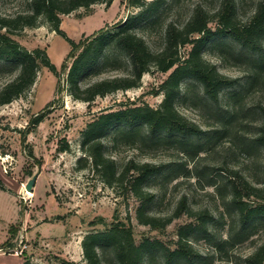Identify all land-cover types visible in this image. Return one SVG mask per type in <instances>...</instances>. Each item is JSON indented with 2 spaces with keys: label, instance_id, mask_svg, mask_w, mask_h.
Here are the masks:
<instances>
[{
  "label": "rangeland",
  "instance_id": "rangeland-1",
  "mask_svg": "<svg viewBox=\"0 0 264 264\" xmlns=\"http://www.w3.org/2000/svg\"><path fill=\"white\" fill-rule=\"evenodd\" d=\"M151 1L145 0L147 3ZM258 1L242 0L239 3L240 20L245 22L252 16ZM28 2L0 0V14L15 15L25 11L29 8ZM220 2L167 0L153 16L154 21H144L135 30L151 49L158 51L165 45L168 24H184L198 4L213 12ZM142 9L133 5L131 0H113L110 6L98 2L89 8L81 7L62 15L61 28L72 40L78 41L100 28L116 30L121 20ZM11 36L29 50L45 49L61 75L58 79L48 67H43L28 91L12 102L0 105V264H21L25 259L33 264H61L62 259L85 264L82 248L85 235L104 230V223L115 220L128 222L137 242L145 237L158 238L174 248L179 227L194 223L195 219L183 214L164 229L139 223L137 208L143 199L130 191L133 174H128L124 181L106 182L101 172L93 168L91 160L85 159L82 144L83 130L105 109L132 103L159 106L164 98L160 85L169 72L151 67L143 74L139 86L98 96L89 103L70 94L62 68L71 44L52 30L45 18L40 20L39 26L24 27ZM215 41L219 43L215 45ZM237 47L231 38L218 36L205 47L203 54L224 75L242 79L247 74L248 63L233 57V52L240 51ZM188 50L182 48L179 55L184 58ZM117 60L120 61L119 68L105 69L98 75L89 74L81 83L86 85L100 78L129 74L128 57L117 51ZM9 64L1 63L0 90L19 71L14 63ZM231 92L229 88L221 91L222 112L229 105V108L233 107L238 100L230 97ZM202 96V86L186 79L181 82V94L176 103L183 115L204 130L203 134L192 137L193 141L204 146L198 153L184 151L178 143L144 146L139 141L130 143L122 138L113 142L114 132H108L104 140L106 155L116 161L119 171L131 160L166 164L167 167L149 177L143 185L144 190L154 194L153 200L147 204L148 213L172 215L183 195L188 197L192 208L212 211L215 217L209 228L212 235L205 236L198 231L189 235L195 249L203 255H211L213 242L228 238L232 226L238 228L236 211L229 201L227 183L230 178L224 166L241 170L253 183L264 180V149L255 141L263 121L259 104L264 102V90L245 93L240 99L242 107L236 106L232 113L237 115L226 129L228 136L216 141L209 138L208 132L220 128L217 107H209L205 101L203 106L197 107L194 103L198 104V97ZM185 97L188 98L186 102ZM51 102L53 106L48 107ZM43 111L46 113L44 119L35 124L32 119ZM64 139L70 147L67 151H60ZM34 175L37 180L33 190L29 191L33 193L30 196L25 185ZM211 179L222 185L223 195L216 191L215 185L208 184ZM99 216L104 218V223L91 225L90 222ZM251 231L253 233L240 243L217 253L212 264H245L246 256L264 242V219L256 220L253 230L251 228L244 234ZM106 259L114 260L112 254ZM145 264H163V261L158 256Z\"/></svg>",
  "mask_w": 264,
  "mask_h": 264
},
{
  "label": "trees",
  "instance_id": "trees-1",
  "mask_svg": "<svg viewBox=\"0 0 264 264\" xmlns=\"http://www.w3.org/2000/svg\"><path fill=\"white\" fill-rule=\"evenodd\" d=\"M166 1L152 0L147 3L145 0H131L133 5L143 7L139 13L121 20L116 30L100 28L92 34L84 35L78 41L72 40L61 28L62 15L70 14L81 7L89 8L98 2L110 6L113 0H29V8L25 11L15 15L0 14V67L1 63H14L19 70L17 75L1 88L0 105L8 104L28 91L43 67H48L58 79L60 78L61 72L51 62L45 49L29 50L11 36L24 27L39 26L42 18L51 24L52 30L64 36L71 44L62 70L66 73L69 92L75 99L91 103L98 96L137 87L143 74L151 67H156L164 73L169 72L160 85L164 98L159 106L132 103L120 105L115 109H105L83 130L82 144L86 153L85 159L91 160L93 168L101 172L106 182L112 184L117 180L124 181L128 174H133L130 191L143 199L137 208L139 223L164 229L183 214L196 222L179 227L175 247L171 248L158 238L145 237L137 242L133 228L128 222L115 220L106 224L103 222L104 218L99 216L90 224L95 226L104 223L106 228L90 232L83 238L85 264H145L153 262V258L158 256L163 264H212L217 253L250 236L253 232L244 234L245 231L251 228L253 230V223L264 219V180L258 184L253 183L241 170L224 166L223 169L230 178L227 183L229 201L235 208L238 228L232 226L228 238L214 241V252L211 255H203L192 246L189 235L196 231L205 236L212 235L209 231L211 222L215 220L212 211L209 208H192L188 204V197L183 195L172 215L159 216L148 213L147 204L153 200L154 194L144 190L143 185L149 177L167 167L166 164L131 160L119 171L116 161L106 155L104 137L108 132H114L111 139L113 142L122 138L130 143L139 141L144 146L178 143L181 149L189 153L202 151L204 146L193 141L192 137L203 134L204 130L198 123L183 115L176 106L181 94V82L186 79L194 80L202 86L203 96L197 100L199 105L194 103L197 107L203 106V101L209 107H217L220 128L208 132L209 138L215 141L228 136L226 129L228 125L233 124L237 115L232 113L235 112L236 106L242 107L240 99L245 93L264 90V0L258 1L254 13L245 22L240 20L238 14V5L242 0H221L219 7L213 12L203 4H198L184 24H168L165 45L162 49L154 51L135 28L144 21L153 20L155 13ZM218 36L229 37L237 43L240 51H237V54L233 52V57L248 63L244 78L224 75L216 64L204 56L205 47ZM218 43L219 41L214 42L215 45ZM185 47L189 50L182 58L179 53ZM117 51L120 55L128 57L131 65L129 74L100 78L86 85L81 83L89 74L98 75L105 69L119 68L121 65L117 60ZM225 88L231 89L230 97L238 99L233 107L229 108V105L225 110L230 115L222 112L220 95ZM187 99L183 98L184 102ZM48 105L53 106V103ZM259 108L263 121L259 125L255 141L264 149V102L259 104ZM45 115L44 111L38 113L32 121L38 124ZM69 147L68 141L64 139L59 150L67 151ZM208 184L215 185L216 191L223 195L222 185L213 179ZM108 254L113 255V261L106 259ZM21 264L33 263L25 259ZM61 264L76 263L62 259ZM245 264H264V242L246 256Z\"/></svg>",
  "mask_w": 264,
  "mask_h": 264
},
{
  "label": "water",
  "instance_id": "water-1",
  "mask_svg": "<svg viewBox=\"0 0 264 264\" xmlns=\"http://www.w3.org/2000/svg\"><path fill=\"white\" fill-rule=\"evenodd\" d=\"M37 180V175H34L25 185L27 191H32Z\"/></svg>",
  "mask_w": 264,
  "mask_h": 264
},
{
  "label": "bare ground",
  "instance_id": "bare-ground-1",
  "mask_svg": "<svg viewBox=\"0 0 264 264\" xmlns=\"http://www.w3.org/2000/svg\"><path fill=\"white\" fill-rule=\"evenodd\" d=\"M25 190H26V189H25ZM26 193H27L28 195H30V196L33 195V193H31V192H29V191H26Z\"/></svg>",
  "mask_w": 264,
  "mask_h": 264
}]
</instances>
